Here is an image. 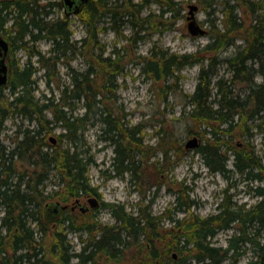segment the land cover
<instances>
[{
  "label": "trees",
  "instance_id": "1",
  "mask_svg": "<svg viewBox=\"0 0 264 264\" xmlns=\"http://www.w3.org/2000/svg\"><path fill=\"white\" fill-rule=\"evenodd\" d=\"M38 1H17L14 4L18 12L13 18L14 36L10 43L12 46L17 40L25 46L47 40L50 42V56L45 57L36 52L34 57L37 66L28 60L21 68L12 69L7 85L0 88V133L5 128V122L14 115H20L34 125L32 129L18 132L12 146L6 147L0 143V264H96L103 258L117 261L129 247L130 240L138 243L142 238L145 245H141L145 247L147 258L152 264L156 261L168 264V247L163 248L162 255L156 248L163 236L155 217L142 210L133 216L124 206L116 204H103L115 224H97L93 229L86 228L84 233H87V237L81 240L79 251H75L67 237L59 233L45 248L49 224L44 219V209L46 204L57 201L38 202V199L46 198L42 194L44 187L39 188L43 181L52 175L61 181L66 193L65 197L60 198L63 202L97 194L88 179V168L93 164V158L89 156V149H84L85 130L94 116L103 125L102 133L107 135L104 140L114 146L113 167L119 173L135 170L137 160L134 145L141 144V141L136 137L137 127L124 129L123 122L117 117L116 78L124 70L120 53L113 52L108 56H103V51L94 53L86 71L69 73V83L58 87L57 98L37 96L33 76L39 70L45 71L44 77L48 76L49 67L55 69L67 53L76 52L87 45L95 49L98 46L96 34L103 30L98 26L101 16L115 26L117 23L122 25L134 16L139 17L143 5L132 0H115L113 3L108 0H88L75 15L82 14L84 17L85 37L73 41L68 24L70 16L63 13L61 19L39 18ZM235 1L237 3L226 4L228 12L221 21L222 29L215 31L212 41L201 51L207 55L201 62L196 59V55L155 53L141 61V69L152 81L166 84L168 79L177 77L176 73L183 68L201 64L195 89L190 96L185 97V105L189 109L183 112L188 123L190 121L198 128L204 127L194 133L195 136L204 140L209 135L204 145L200 144L195 150L211 173L224 175L236 172L245 174L246 178L259 180V173L254 172L261 169V160L250 155L246 149L235 150L228 144L239 135L236 129L241 125L244 128L241 135H250L245 122L264 114V20L258 16L250 27H245L238 16L241 8L239 0ZM240 2L243 6L248 4V0ZM99 5L102 11L98 9ZM42 12L44 15L48 13L44 8ZM2 26L3 22L0 23V29ZM238 33L245 34L242 36L245 45L225 59L232 74L228 85L215 72L214 63L217 52L232 46ZM255 75L261 77L259 83L255 82ZM49 82L47 80L46 84L49 85ZM239 84L244 85V95L236 90L235 85ZM95 87L98 91H95ZM4 90H8L7 96ZM111 98L113 102L105 104L104 101ZM79 102L83 103L84 113L75 115L76 103ZM55 127L61 128L63 133L58 135V145H49L45 139ZM167 151L164 156H167ZM227 152L233 159L232 169L226 167L229 160ZM19 168H25L24 174L20 173ZM255 193L260 199L248 209L224 201L218 205L217 214L191 220L187 227L190 240L185 239L182 248L191 244L195 262L221 264L228 259L230 264H236L244 253L240 249H244L247 244L254 253V259L249 264H264V185L258 186ZM192 203L186 205L181 202L179 208L186 206L189 209ZM69 211H64L62 217ZM235 223H240L242 228L227 239V246H213L211 240L216 234L220 230L230 229Z\"/></svg>",
  "mask_w": 264,
  "mask_h": 264
},
{
  "label": "rangeland",
  "instance_id": "2",
  "mask_svg": "<svg viewBox=\"0 0 264 264\" xmlns=\"http://www.w3.org/2000/svg\"><path fill=\"white\" fill-rule=\"evenodd\" d=\"M17 1L28 0H0V23L3 22L2 35L10 40L13 39V18L18 10L14 5ZM60 0H39V18L59 19L63 16ZM113 3L115 0H108ZM134 3L143 5L140 16L132 17L131 21L115 26L104 17H100L98 46L94 49L90 45L79 48L78 51L67 53L55 69L49 67L48 76L44 77L45 71L39 70L34 75L36 81V95L46 97L58 96V87L69 83L68 75L72 72L81 73L88 69V61L91 56L103 51V56L111 55L113 52L120 53L123 58L124 70L116 78L117 88L115 91L116 104L118 108L117 117L123 122L124 129L137 127L136 137L141 144L134 145L137 160L135 170L119 173L113 167L114 146L105 141L107 135L102 133L103 125L94 118L86 127L84 134L85 147L89 149V156L93 158V164L88 168V179L97 194H89L77 198L81 204H86L90 198H95L98 206L91 211L83 213L79 207L74 211L61 215L58 221L48 225V236H45V248L50 246L54 235L57 233L67 237L70 245L75 251H79L87 237L84 233L86 228L93 229L95 225H114V219L103 208V204H116L124 206L126 211L133 216L149 213L155 217L159 230L162 231V239L156 244L157 251L163 254V248L168 247V264H210L195 262L192 258V246H183V241L190 240L188 226L194 217L205 218L218 213V205L228 201L233 205L248 209L260 198L255 189L264 185V114L256 116L243 125L250 130V135L242 136L244 128L242 125L236 129L239 134L234 141L228 144L236 149H246L250 155L261 160L262 167L258 171L261 179H249L245 174L227 172L224 175L211 173L204 165L202 157L195 149H185V144L194 133H198L204 127L198 128L187 122L183 112L189 107L185 105L186 96H190L196 86L197 77L201 64H195L183 68L176 74L177 77L168 79L166 84L152 81L141 69V61L148 59L155 53L167 54H190L196 55L199 62L204 56L201 52L215 36L216 30L222 29L221 21L224 14L228 12L226 4L237 3L235 0H132ZM247 1V0H246ZM121 2V0H120ZM243 6L239 0V17L245 27L253 24V19L261 16L264 20V0H248ZM197 6L195 19L206 34L193 37L187 31L188 7ZM42 8L45 12L44 15ZM98 9L102 11L101 5ZM252 9L255 11L252 13ZM63 18V17H62ZM144 18V20H142ZM84 17L71 16L68 19L69 30L72 40L78 41L85 37ZM114 27V28H113ZM113 28V29H112ZM141 30L139 33L138 31ZM245 34H236L234 44L217 52L215 61V72L223 77L227 84L231 81V72L225 59L230 58L238 49L244 47L243 37ZM14 45V46H13ZM80 46V45H77ZM12 52L8 63L12 69L21 68L25 62L31 60L34 66L37 59L36 52L45 57L50 50V42L40 40L35 44L21 45L19 42L12 44ZM100 52V53H101ZM213 54H208L212 56ZM31 64V65H32ZM253 63V68L256 65ZM49 77V78H48ZM50 80L49 85L46 81ZM255 82L259 83L261 77L255 75ZM166 85L168 88H166ZM236 90L244 95V85L239 84ZM95 91L98 89L95 87ZM6 96L8 90L3 92ZM215 94V89L212 91ZM214 96L212 97V100ZM105 104L112 103L104 101ZM82 102L76 103L75 115H82L84 109ZM114 107V104H113ZM251 108V107H249ZM3 131L0 133V143L6 147L12 146L18 132L24 129H32L34 125L20 115H14L5 122ZM63 133L59 127H55L53 133L46 136L45 141L49 145H58V135ZM197 137V136H196ZM198 138V137H197ZM204 140L199 144L204 145ZM53 139V142L51 141ZM200 145V146H201ZM224 149L227 146H223ZM165 150L167 156H164ZM229 160L226 162L227 169H232V157L227 152ZM20 169V168H19ZM25 168L20 169L24 174ZM54 174V173H53ZM33 184V182H32ZM58 184V185H57ZM61 181L56 176H50L43 181V196L38 202H61L62 205L74 206L76 199L71 198L67 202L60 200L65 197ZM39 189V190H41ZM186 205L192 203L188 209L186 206L179 208V203ZM43 206V205H42ZM42 209V207H41ZM40 209V211H41ZM42 219V218H41ZM240 223H235L228 230H220L211 240L213 246L225 248L227 239L237 234L241 229ZM144 238L136 241L130 240L129 247L117 261L102 259L96 264H152L147 258V252L143 245ZM243 255L236 264H249L254 259V253L249 245H244ZM182 260L185 262L180 263ZM225 259L221 264H230ZM155 264H161L158 261Z\"/></svg>",
  "mask_w": 264,
  "mask_h": 264
},
{
  "label": "water",
  "instance_id": "3",
  "mask_svg": "<svg viewBox=\"0 0 264 264\" xmlns=\"http://www.w3.org/2000/svg\"><path fill=\"white\" fill-rule=\"evenodd\" d=\"M88 0H61L66 15L77 14L80 11L81 6L86 3ZM188 16L187 20V31L188 33L193 36H203L206 34V31L200 27L195 19V12L197 11V6L190 5L188 7ZM9 43L7 40L3 39L0 36V87H4L8 83V67L5 64V57L9 52ZM53 142V139H51ZM199 139L196 136H193L191 139L187 141L185 144V149H197L199 147ZM89 203V208L85 204H81L79 200L75 201L74 206L71 208L72 210L74 207H79L80 210L84 213L87 210H92L97 208L98 203L95 198H90L87 201ZM67 209L66 205H62L58 202L56 203H48L44 209V219L45 221L50 224L54 223L59 220L60 215Z\"/></svg>",
  "mask_w": 264,
  "mask_h": 264
},
{
  "label": "flooded vegetation",
  "instance_id": "4",
  "mask_svg": "<svg viewBox=\"0 0 264 264\" xmlns=\"http://www.w3.org/2000/svg\"><path fill=\"white\" fill-rule=\"evenodd\" d=\"M59 3H60V6L62 7V9H63V13L65 14V9H64V7H63V5H62V2H61V0L59 1ZM76 14H70L69 16L71 17V16H75ZM1 30L2 29H0V36L3 38V39H5V40H7L8 41V43H9V47H10V49H9V52H8V54H7V56L5 57V64L7 65V67H8V78H9V76H10V73H11V68H10V65H9V63H8V59H9V56H10V54H11V52H12V46H11V43H10V41H9V39L8 38H6V37H4L3 35H2V32H1ZM5 87V86H4ZM0 88H3V87H0ZM86 205V204H85ZM66 206H68V205H66ZM87 206V205H86ZM72 210V209H71ZM73 210H75V208L73 209ZM88 211H91V210H87V211H85L84 213H86V212H88Z\"/></svg>",
  "mask_w": 264,
  "mask_h": 264
},
{
  "label": "bare ground",
  "instance_id": "5",
  "mask_svg": "<svg viewBox=\"0 0 264 264\" xmlns=\"http://www.w3.org/2000/svg\"><path fill=\"white\" fill-rule=\"evenodd\" d=\"M62 5H63V4H62ZM63 7H64V6H63ZM62 17H63V16H62ZM62 17H61V18H62ZM61 18H60V19H61ZM68 24H69V23H68ZM93 74H94V73H93ZM33 77H34V76H33ZM111 84H112V83H111ZM63 95H64V93H63ZM73 97H74V96H73ZM63 104H64V103H63ZM67 210H68V209H67Z\"/></svg>",
  "mask_w": 264,
  "mask_h": 264
}]
</instances>
